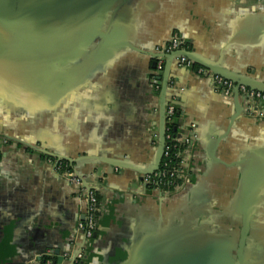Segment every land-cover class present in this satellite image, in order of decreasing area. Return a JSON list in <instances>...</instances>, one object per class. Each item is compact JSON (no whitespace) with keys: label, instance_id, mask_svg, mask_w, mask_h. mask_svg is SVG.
<instances>
[{"label":"crops","instance_id":"obj_1","mask_svg":"<svg viewBox=\"0 0 264 264\" xmlns=\"http://www.w3.org/2000/svg\"><path fill=\"white\" fill-rule=\"evenodd\" d=\"M100 3L74 2L87 12H96ZM23 6L24 0L12 2L17 10ZM112 8L111 20L101 26L102 32L114 30L112 44L125 41L153 50L178 34L201 58L264 82V0H129ZM3 25L0 22V136L72 157L80 175L97 173L103 186L99 198L104 216L84 264L118 260L119 249H132L142 233L175 225L174 210L181 211L182 198L193 195L198 185L218 180L211 176V167L214 171L219 165L213 154L220 162L239 164L241 182L248 174L255 186L256 174L262 177L257 185L264 187V119L236 116L234 103L213 92L209 76L173 63L170 94L177 125L196 141L185 153L184 164L197 188L174 197V203H167L170 209L138 200L142 187L135 173L154 169L158 157L153 61L127 47L121 51L123 62L114 58L105 63L103 52L82 51V59L74 64L85 73L75 84H6L1 74L9 67L7 41L16 38H9ZM237 169L231 173L237 175ZM85 208L83 195L52 173L43 156L14 141L0 146V264H25L38 250L62 247L77 232ZM118 227L123 233L111 240Z\"/></svg>","mask_w":264,"mask_h":264},{"label":"water","instance_id":"obj_2","mask_svg":"<svg viewBox=\"0 0 264 264\" xmlns=\"http://www.w3.org/2000/svg\"><path fill=\"white\" fill-rule=\"evenodd\" d=\"M75 1L78 0H24L23 8L17 10L12 7L13 0H0V22L2 25L4 24L5 34L9 38H16L7 41L9 67L8 72L1 74V79L6 84H23L25 86L29 84H75L83 79L85 73L79 65L74 64L75 61L82 59L80 55L82 51L90 53L96 50L99 51L97 52L99 55L103 52L100 58L105 63L114 58L123 62L124 57L121 51L127 47L146 56L148 60H152V71L155 69L157 60H165V67L160 78L151 82L152 86L157 82L161 84V90L156 95L159 103L158 138L157 134L153 136L158 148L157 163L152 170L136 172L134 178L136 175L151 174L159 169L165 144L164 107L170 99L174 100L169 87L173 83V77L169 75V72L173 63L178 65L177 59L180 56L188 58L211 75L219 76L233 83L235 89L232 98H223L218 95L224 100L234 103L236 116H241L244 113L245 116L255 118L242 105L238 89L245 87L264 93L263 81L249 75L229 71L213 61L201 58L189 49L170 55L159 54L157 49H162L172 36L153 50L138 48L125 41L112 44L114 30L109 29L107 32H102L101 26L111 20L113 6L127 3L129 0H101L96 12L81 10L80 5L74 4ZM91 22L95 25L93 26ZM182 38L188 43L185 37ZM115 45L116 47H114ZM108 47H112V49L110 50ZM107 48L110 52L106 51ZM71 64L72 66H70ZM152 71L150 79L154 75ZM210 83L212 88L211 79ZM0 84L3 83L0 82ZM213 92L217 94L214 90ZM173 103L176 107L174 101ZM174 133L176 137H187L177 122ZM0 138L19 143L25 149H30L41 157H53L67 162L73 172L84 180L86 188H89L90 184H94L101 194L103 186L101 188L100 179L95 176L97 173H93L89 177L80 175L72 167L74 162L72 157L49 152L46 148L30 141L2 136ZM190 142L192 143L191 148L196 145L194 139L190 138ZM211 158L219 164L214 171L211 167V176L213 173L218 176L216 182L211 181V204L207 202L209 196H206L207 200L201 201L203 199L199 194L202 186L198 185V188L196 186L197 191L193 195H187L185 200L182 198L181 211L179 208L174 210L177 214L175 225L169 226L168 229L164 228L165 225L160 229L156 227L155 232L152 228V234L142 233L141 240L132 249L126 246L119 249L122 256L118 260H106L102 264H264V187L261 188L257 185L262 177L258 178L255 174V186H253L254 177L248 174L241 182L239 170L236 168L239 164L220 162L214 154ZM43 161L54 173L45 158ZM236 169L237 175H233L231 172L236 173ZM55 175L67 182L57 174ZM207 176L205 175V178ZM195 188L193 187L192 190ZM214 191L217 193L215 194ZM205 193L208 194V192ZM139 196L138 200H150L149 205L152 208L155 205L152 199L157 198L161 203L164 202V199H160L156 191L151 196H145L144 188ZM135 204L137 205V203ZM103 216L104 211L97 222L96 230ZM122 233L118 227L111 240L120 237ZM95 237L96 231L92 240L86 242L83 234L77 231L74 236L64 241L62 247L55 246L38 250L25 264H40L46 257L47 251L53 252L52 264H84L91 255ZM100 244L102 245L103 241ZM104 244L109 247L108 241ZM83 250L85 255L82 260L77 262L76 257Z\"/></svg>","mask_w":264,"mask_h":264},{"label":"built area","instance_id":"obj_3","mask_svg":"<svg viewBox=\"0 0 264 264\" xmlns=\"http://www.w3.org/2000/svg\"><path fill=\"white\" fill-rule=\"evenodd\" d=\"M186 41L179 36L174 34L170 41L164 44L162 49H157L158 53L163 55H170L173 53H179L181 51L187 50ZM178 65L180 67L193 68L196 67V72L198 74L207 75L212 81L213 90L221 95L223 98H232L235 85L227 80L222 79L219 76L211 75L204 68L195 65L191 60L184 56H180L177 59ZM165 60H157V70L163 72ZM156 81V80H155ZM154 81V82H155ZM173 84H170L171 88ZM154 88L159 94L161 90V84L157 82L154 84ZM238 96L241 103L245 104L246 109L255 118L264 119V93L249 90L245 87H239ZM174 101V100H173ZM172 99L166 104V137L165 146L163 152V158L159 169L156 172L146 175H137L135 178L138 183L143 187L149 189L152 193L154 191L160 192L159 189H167L169 187H174L180 183H187L189 180V172L184 164V155L192 146L190 140L186 137H176L171 134V127L174 123V115L176 107ZM8 143V140L0 138V146ZM47 163L50 164L53 172L59 177L65 179L69 184L73 185L78 189V191L84 196L86 209L83 219L79 220L77 223V231L83 234V238L86 242H90L93 238V234L96 231V226L99 218L101 217L103 208L101 205V200L99 198V192L97 186L90 184L89 188L84 186V180L78 177L70 165L63 161L57 160L53 157L43 156ZM176 191L179 188H176ZM84 250L81 251L76 259L77 262L83 259ZM66 257V256H64ZM54 255L52 251H47L46 257L40 262V264H52Z\"/></svg>","mask_w":264,"mask_h":264},{"label":"flooded vegetation","instance_id":"obj_4","mask_svg":"<svg viewBox=\"0 0 264 264\" xmlns=\"http://www.w3.org/2000/svg\"><path fill=\"white\" fill-rule=\"evenodd\" d=\"M259 1H263V0H259ZM188 49V45L186 47ZM164 69V67H163ZM154 73L153 77L150 79L151 82H154L155 80L159 79L160 76H161V72H159L157 70V62L155 64V69L152 71ZM153 90H154V93L157 95V92L154 88V85L152 86ZM166 107L167 105L164 107V117L166 116ZM177 122V109L175 111V115H174V123L176 124ZM159 124V123H158ZM175 124L173 126H175ZM159 127V126H158ZM159 129V128H158ZM157 138H158V130H157ZM171 134L172 136H175V133H174V130L171 129ZM166 137V120L164 122V138ZM166 140V139H165ZM165 146V144H164ZM164 152V150H163ZM163 158V156H162ZM162 161V159H161ZM161 164V162H160ZM160 166V165H159ZM70 167V166H69ZM137 176V175H136ZM136 179V178H135ZM195 185V178L194 176L191 175V173L189 174V180L187 183L183 184V183H180L178 185H175L177 186L176 188H179L177 191L175 189V186L172 188V187H169L167 189H159L160 192H158L159 194V198L160 199H164V202L161 203L157 198L156 199H152V202H154L155 204H160V205H165L167 206L169 209L172 208L171 205H168L167 203H169L172 199H174V197L178 196L179 194H181L184 190L187 189H190L191 187H193ZM142 187V186H141ZM143 188V187H142ZM205 192H210V194H206ZM199 193V192H198ZM144 194L145 196H151L152 195V192L147 189V188H144ZM199 196L202 197L203 200L201 201H205L207 200L206 199V196H209V201H207L209 204H211V184L210 185H207L206 187L205 186H202V189L200 190V194ZM84 197V196H83ZM84 202H85V198H84ZM172 202V201H171ZM174 203V202H172ZM86 206V204H85ZM211 207V206H210ZM86 209V208H85ZM210 215H211V210H210ZM83 217H84V214H83ZM82 217V219H83ZM210 219V217H209ZM211 228V226H210Z\"/></svg>","mask_w":264,"mask_h":264},{"label":"trees","instance_id":"obj_5","mask_svg":"<svg viewBox=\"0 0 264 264\" xmlns=\"http://www.w3.org/2000/svg\"><path fill=\"white\" fill-rule=\"evenodd\" d=\"M175 126H172L171 129L174 130Z\"/></svg>","mask_w":264,"mask_h":264}]
</instances>
